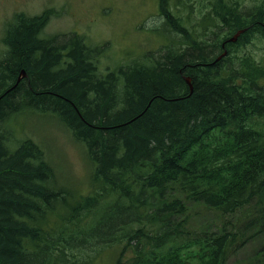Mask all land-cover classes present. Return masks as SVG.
<instances>
[{
    "label": "trees",
    "instance_id": "16d2710c",
    "mask_svg": "<svg viewBox=\"0 0 264 264\" xmlns=\"http://www.w3.org/2000/svg\"><path fill=\"white\" fill-rule=\"evenodd\" d=\"M161 16L181 24L166 6ZM35 20L9 29L0 121L7 110L57 113L83 144L92 184L74 199L65 186L45 183L52 172L39 146L27 138L9 153L0 132V264H60L72 249L80 257L75 264H86L87 249L118 236L135 241L128 264H226L264 232V59L241 56L233 66L230 57L252 28L216 62L221 41L196 35L171 48L163 63L98 74L81 37L39 38ZM260 21L264 0L244 13L232 7L222 24L230 34L252 24L264 35ZM22 67L26 76L11 88ZM188 203L220 217L239 213L240 220L190 234ZM255 261L264 264V255Z\"/></svg>",
    "mask_w": 264,
    "mask_h": 264
},
{
    "label": "rangeland",
    "instance_id": "374dc122",
    "mask_svg": "<svg viewBox=\"0 0 264 264\" xmlns=\"http://www.w3.org/2000/svg\"><path fill=\"white\" fill-rule=\"evenodd\" d=\"M180 1L166 0L157 4V0H0V31L4 23L9 25L11 22L22 23L37 18L39 38L49 37L63 43L75 35L81 37L91 47L98 74H103L135 64L139 66L142 62L151 65L159 60L163 63L166 53L171 48H179L188 36L197 35L199 41L203 39V43L209 44L211 39L217 37L220 42L227 35L233 40L234 36L222 24L223 15L232 7L244 13L258 0H222L218 5L213 0ZM163 6L181 16V24L173 26L165 21L161 16ZM14 16L15 21H10ZM249 28H252L249 37L241 43L235 42V48L232 47L235 50V55L230 54L233 66L241 56L251 55L254 61L264 59V35L256 26L244 25L239 35ZM185 30L188 32L184 33ZM9 33L10 30L8 39ZM5 52L3 44H0V63L5 58ZM7 112L10 115L0 121V132L6 137L9 153L25 139L31 138L51 167L52 174L45 183L67 186L73 198L82 197L90 191V164L83 144L74 137L57 113ZM53 192L58 194L62 191L53 189ZM186 215L184 225L187 231L199 235L211 231L215 225L234 227L240 220L239 213L220 217L200 203H188ZM84 222V217H80L78 223ZM250 232L251 229H248L247 233ZM111 250L109 246L93 253L90 264H112L114 257ZM87 251L92 253L93 250ZM263 255L264 232L251 237L229 254L226 264H253ZM69 256L71 259L79 258L73 250Z\"/></svg>",
    "mask_w": 264,
    "mask_h": 264
},
{
    "label": "bare ground",
    "instance_id": "6f19581e",
    "mask_svg": "<svg viewBox=\"0 0 264 264\" xmlns=\"http://www.w3.org/2000/svg\"><path fill=\"white\" fill-rule=\"evenodd\" d=\"M39 26H41V25H39ZM40 29H42V26H41V28ZM40 31V30H39ZM38 30H37V32H39ZM76 34V33H75ZM74 34V35H75ZM37 35H38V33H37ZM234 37H233V40L231 39L229 42H235L236 40H237V38H238V36H239V34H237L236 32L234 33V34H232ZM221 52V51H220ZM217 54V53H216ZM227 54V52H222L219 56H216L214 59H213V61H210V63H212V62H216V61H218V60H220L221 58H223L225 55ZM213 56V55H212ZM212 56H211V58H212ZM215 56V55H214ZM26 76V74L25 75H22L19 79H16L15 81H14V83L12 84V86H11V88L12 87H14L19 81H21L22 80V78L23 77H25ZM191 83V82H190ZM189 83V84H190ZM192 85V84H191Z\"/></svg>",
    "mask_w": 264,
    "mask_h": 264
},
{
    "label": "water",
    "instance_id": "95a60500",
    "mask_svg": "<svg viewBox=\"0 0 264 264\" xmlns=\"http://www.w3.org/2000/svg\"><path fill=\"white\" fill-rule=\"evenodd\" d=\"M241 31H242V30H239V31L237 32V34H239ZM230 40H231V38H230ZM19 74H20V75L17 77V79H19L22 75H25V74H26V73H25V70L22 68ZM186 81L189 83V78H188V77H186ZM190 88H191V85H190Z\"/></svg>",
    "mask_w": 264,
    "mask_h": 264
}]
</instances>
